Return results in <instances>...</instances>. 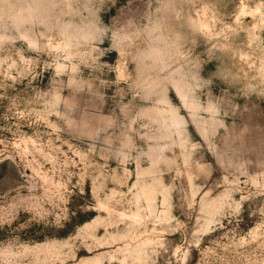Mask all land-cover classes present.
Masks as SVG:
<instances>
[{
  "label": "rangeland",
  "instance_id": "rangeland-1",
  "mask_svg": "<svg viewBox=\"0 0 264 264\" xmlns=\"http://www.w3.org/2000/svg\"><path fill=\"white\" fill-rule=\"evenodd\" d=\"M0 264H264V0H0Z\"/></svg>",
  "mask_w": 264,
  "mask_h": 264
}]
</instances>
